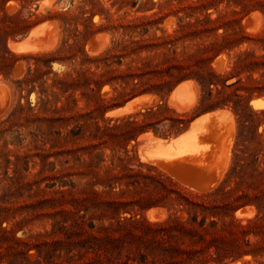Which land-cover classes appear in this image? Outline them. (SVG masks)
Instances as JSON below:
<instances>
[{
	"label": "rangeland",
	"instance_id": "obj_1",
	"mask_svg": "<svg viewBox=\"0 0 264 264\" xmlns=\"http://www.w3.org/2000/svg\"><path fill=\"white\" fill-rule=\"evenodd\" d=\"M48 22V30L59 37L53 50L13 53L11 44L30 39L32 29ZM234 33L238 41L216 54V45ZM167 36H172V44L142 50L130 60L159 63L169 57L195 68L207 52L213 57L212 70L241 83L231 89L212 86L215 101L202 108L197 83L182 81H191L198 90L197 103L184 112L169 103L175 89L164 97L143 94L122 100L105 86L99 93L104 108L94 113L96 104L80 90L59 88L58 82L74 75L86 55L117 51L131 41L155 43ZM96 37L102 38L104 47L90 54L89 44ZM245 52L264 56V0H0V83L11 99L0 118V264L64 262L69 258V233L77 221H84L85 231L92 235L130 221L166 219L163 208L141 212L127 205L134 188L125 178L129 171L171 178L143 163L142 149L149 136L168 140L175 134L163 137L150 131L127 145L97 141L98 128L158 104H166L190 123L217 109L232 113L235 144L217 188L234 199L245 198L238 204L249 201L234 213L235 220L247 224L264 218V65L253 72L236 69L235 61ZM17 68L23 72L20 77L14 76ZM250 76L263 83L260 89H246ZM220 91L227 92L217 99ZM168 126L166 121L163 127ZM145 175L133 178H151ZM84 191L93 201L87 211H79L75 201ZM68 192L72 205L66 201ZM204 202L221 204L213 197ZM151 211L163 213L162 218L150 220ZM254 228L238 233L242 250L250 253L226 264H264V228Z\"/></svg>",
	"mask_w": 264,
	"mask_h": 264
},
{
	"label": "trees",
	"instance_id": "obj_2",
	"mask_svg": "<svg viewBox=\"0 0 264 264\" xmlns=\"http://www.w3.org/2000/svg\"><path fill=\"white\" fill-rule=\"evenodd\" d=\"M237 36L238 33H234L225 37L223 45L227 46L216 45L219 48L216 54L238 41ZM171 38L163 37L155 43L131 41L122 43L117 51L86 55L74 75L70 74L58 82L59 88L65 92L69 89L80 90L84 97L96 104L95 113L104 108V100L99 93L105 86L117 94V99L128 100L143 94L164 97L179 83L191 79L200 88L201 104L205 108L215 101L212 86L221 85L231 89L241 83V79L232 82L226 73L219 74L212 70L210 64L213 57L207 52L200 56L195 68L169 57L159 63L147 59L140 62L130 60L142 50L159 48L168 42L172 44L169 41ZM260 65H264V56L257 57L252 52H245L235 61L236 69L248 72H253ZM249 84L246 89L255 91L263 83L250 76ZM226 92L220 91L217 99ZM241 102L236 101V106L242 107ZM166 121H169L168 129L163 127ZM189 124V120L166 104H158L121 118L112 126L98 128L97 136H100L97 141L100 144L127 145L150 131L163 137L177 135ZM136 175L145 174L129 171V178H125L134 188L127 205L137 206L141 212L153 207L163 208L168 214L166 219L157 222L130 221L118 228L102 229L92 235L85 231L84 221H77L69 233V258L62 263L51 264H226L229 260L250 253L242 250L238 233L253 230L254 227L264 228V218L251 219L247 224L235 220L234 213L249 201L246 199L238 204L245 198L234 199L221 188L199 194L187 190L172 178L150 175L145 176L151 178H133ZM212 197L220 200L221 204L204 202ZM66 201L72 205L71 192L67 193ZM92 201L84 191L75 203L79 211H87ZM91 228H95L94 224ZM246 243L250 246V240H246Z\"/></svg>",
	"mask_w": 264,
	"mask_h": 264
},
{
	"label": "bare ground",
	"instance_id": "obj_3",
	"mask_svg": "<svg viewBox=\"0 0 264 264\" xmlns=\"http://www.w3.org/2000/svg\"><path fill=\"white\" fill-rule=\"evenodd\" d=\"M14 10L11 6L8 8L10 13ZM48 26L49 22L48 25L41 24L31 30L30 39L11 44L13 53L28 55L53 50L59 42V37L57 34L53 35ZM99 38L91 40L88 47L90 54L100 52L104 47L102 38ZM22 73L19 68L14 70L15 77H20ZM193 84L191 81L182 82L170 95L169 103L176 111H188L197 103L198 90ZM141 102L147 103L145 100ZM10 103V94L1 82L0 118L7 112ZM132 107L130 108L134 109L137 106ZM235 128V121L229 110L217 109L204 113L190 124L188 131L176 138L163 140L149 136L142 149V162L165 173L187 190L199 194L213 191L222 183L229 169L235 144ZM157 212L149 214L150 220L162 218L163 213Z\"/></svg>",
	"mask_w": 264,
	"mask_h": 264
},
{
	"label": "water",
	"instance_id": "obj_4",
	"mask_svg": "<svg viewBox=\"0 0 264 264\" xmlns=\"http://www.w3.org/2000/svg\"><path fill=\"white\" fill-rule=\"evenodd\" d=\"M27 35H28V34H27ZM27 35H26V36H27ZM18 41H19V40H18ZM16 42H17V41H16ZM215 60H216V59H215ZM215 60H214V61H215ZM176 87H177V86H176ZM176 87H175V88H176ZM175 88H174V89H175ZM174 89H173V90H174ZM173 90H172V91H173ZM172 91H171V92H172ZM171 92H170V93H171ZM136 98H137V97H136ZM134 99H135V98H134ZM132 100H133V99H132ZM197 118H198V117H197ZM194 120H195V119H194ZM194 120H193V121H194ZM193 121H192V122H193ZM192 122H191V123H192ZM191 123H190V124H191ZM189 127H190V125H189L185 130H183V131L180 132L179 134L175 135L174 137L176 138V137H178L179 135H181L182 133L188 131ZM153 208L155 209V208H159V207H153Z\"/></svg>",
	"mask_w": 264,
	"mask_h": 264
}]
</instances>
